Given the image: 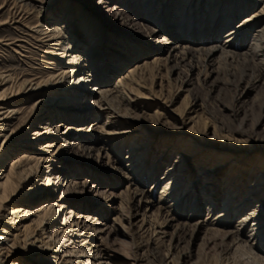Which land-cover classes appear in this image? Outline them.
Returning <instances> with one entry per match:
<instances>
[{
  "label": "rangeland",
  "instance_id": "1",
  "mask_svg": "<svg viewBox=\"0 0 264 264\" xmlns=\"http://www.w3.org/2000/svg\"><path fill=\"white\" fill-rule=\"evenodd\" d=\"M17 1L19 4L27 5L26 9H28L26 14H22L23 19L20 23L14 22L20 20V17L16 18L19 11L12 8V0H5V4L0 10V74L3 77H9L14 88L24 91V88L27 87L26 82H30L32 85L47 80L50 77L51 68H66L68 70V65L65 63L68 62L69 55L70 58L74 54L78 58L80 57L78 65L83 67L87 38L83 37L81 29L75 27L76 23L75 25L70 24L72 27L70 31L68 24L63 21V16L68 15V1L52 0V3H48L46 0ZM120 1V8H125L130 17L133 16L140 20L145 27L147 26L146 28H155L153 24L140 19L146 16L142 7L148 2L141 5L142 0ZM227 1L216 0L215 6L226 2L228 5L231 3L229 6L232 7L235 3L232 0ZM3 2L4 0H0V6ZM74 2L80 6L85 5L86 1L74 0ZM162 2L163 8L166 3ZM242 8L245 12L242 11V14L234 15L232 19L229 16L230 23L223 29L218 28L216 39L219 43L224 42L226 30L235 27L241 18L256 10V6L246 8L243 5L241 10ZM177 10L181 11V6ZM85 11L83 9V12ZM86 12L92 14L91 11ZM169 13V9H164L165 15L158 23L160 25L157 26V29L160 27L163 30L159 40L169 44L175 42L185 44L189 49L187 47L183 53L172 55L171 59L164 61L166 54L159 40L156 43L151 40V37L133 34H128L123 38V29L117 32L105 20L102 35H110L119 40L123 38L121 43L122 48L125 49L122 50L128 49L127 51H130L128 60H122L121 64L112 67L113 73H107L106 77L103 78L99 76L100 74L96 75L97 82L103 83L105 80L108 82L95 85L92 83L85 84L83 80H87L90 73L83 71L82 74L73 75L70 78L71 85H68L67 76L64 87H60L56 91L39 90L32 97L22 93L16 98L18 102L13 108L17 109L23 106V114L4 123L8 126L6 127L7 130L10 129V133L8 131L4 133L8 138L1 145L0 171H6L10 159L22 151L29 152L35 158H49V155L44 152L46 148L43 147L50 137L35 138L32 135L33 128L31 126L34 121H29L28 124L30 125H27L25 124L26 120L40 118L42 123L49 124L50 129L59 126L57 133L60 131V138L52 141L53 147L48 148V153L53 154L51 162L44 164V168L38 169L39 164L32 161L30 164L33 168L31 169L32 173L30 172L31 176L25 181L22 180L18 185L15 193L16 200L5 204L3 208L12 209L15 205L20 208H30L31 205L33 206L30 203H34L33 194L30 193L44 192L46 195L34 205L42 201L46 202L50 205V212L52 213L53 210L56 217L53 223L50 222L46 225L45 222L38 233L43 232L44 236L42 237L45 239L55 229L64 231L63 235L66 236L60 237V243L66 247H71L73 246L72 242H74V247H71L72 250L84 247V244L79 245L81 241L78 235L85 231L92 233L88 230L89 227L102 230L103 233H96L94 240H92L94 243L90 247L91 254L70 255L74 262L77 261L76 259L84 264H245L246 260L250 261L244 254V248L235 252L234 249H231L226 252L224 257L220 253V241L223 237H215L214 233L208 231L214 227H199L193 224L206 220L207 212L204 203L210 198L211 193L210 190L205 189L203 179L200 183L199 180L196 181V184L194 182L197 178L198 169L207 168L206 171H210L212 167L209 166L215 163V160L207 155V152L217 156L218 152L232 154L233 150L238 149L237 151L244 159H249L250 166L257 163L258 157H264L263 138L258 140L253 138L251 143L254 150L249 151L244 147L245 145L236 142L238 137L235 134V131L240 129L244 113L249 125L258 119V106L264 99V89L255 84L256 75L252 69L245 66L242 60L228 61L227 63H219L216 60L215 62H208L202 55L191 52L194 44L206 45L209 40L206 38L201 40V37L196 34L187 36L189 35L186 34L187 30L183 32L186 36L177 38L176 24L170 23L172 16L170 17ZM194 15V17L197 16L195 13ZM95 16L92 15L91 17L92 25L98 27L100 21L97 22L98 18ZM184 25L187 28L189 24L186 22ZM57 29H60L61 34H56ZM98 30L101 31V29ZM240 30L238 31L239 35L231 41L236 49H240V42L244 38L248 40L254 34L253 28L250 27L244 32ZM68 31L70 34L75 33L74 35L80 40L81 45L78 50L71 51V48L68 50V35L64 34L65 32L68 34ZM55 34L58 35L59 41L56 43L49 41L47 36H55ZM188 42L192 43L189 44ZM73 46L72 43L71 47ZM61 53H64L66 57L64 56L59 61L57 59ZM154 58L160 59L154 76L147 77L143 88H135L131 93L124 91L125 97L130 101L129 103L120 101L113 95L104 97L102 92L111 90L117 80L134 63L150 62ZM54 74L58 75V73ZM79 83L84 88H91L92 91L90 95L79 97V102H76L78 105H75L79 108L86 106L90 110L87 111V117H57L56 110L61 111V108L75 103L71 101L75 98L71 93L73 86ZM245 88L246 90H244ZM242 91H245L243 98L241 102H237L235 98ZM99 100H103L102 104L105 103L103 108L108 109L103 111L109 113L107 121L121 122L118 131L126 130L127 126L125 125L134 126L138 130L127 136L123 145H120L119 141L110 140L108 142L112 148L111 153H108L109 157L113 159L110 163L107 161L103 145L99 142L101 130L98 127L105 122V115L104 113L100 114L97 108L86 105L89 101H95L93 103L95 104ZM194 104L195 107H193ZM5 107V105L0 107V113L4 112L5 109L3 108ZM65 112L68 114L67 110ZM44 126L46 125H42V127ZM218 126L223 127L224 131L220 132L217 128L216 131L215 127ZM68 128H70L69 131ZM218 135H226L228 140L225 139V143L228 146L226 148L228 151L219 150L223 141ZM144 137L147 138L150 145L149 151L146 153L148 156L146 159L149 161L146 160L147 163L144 161V166L138 170L136 166L140 162L128 167L134 161V159L129 161L131 149L128 140L133 138V140L140 141L145 140ZM200 140L203 142L202 144H205L199 145L197 142ZM187 143L193 144L198 150L191 155L194 156L193 158L185 159L189 176L184 186L189 187L188 189L192 186L196 187L200 195L196 196L194 202L192 200L194 196L189 195L184 201H182L183 197L179 198L177 203L175 202L176 198H168L159 203L158 197L163 186L160 178L165 173V168L171 166L175 159L167 154L182 150ZM57 144L62 145L63 148L56 150ZM9 150V156L5 158V153ZM138 150L146 152L143 147ZM187 152L188 150H184V154ZM189 153L190 151L187 156H190ZM115 156L119 163L114 160ZM196 157H198V161L195 160ZM203 158H209V161L203 163ZM152 162L154 163L153 167L157 164L159 166L155 174L150 172ZM36 171L37 174L34 175ZM211 174L208 173L207 176ZM215 177L222 178L221 174H215ZM255 177L256 174L249 175L245 171L243 186H238V191L240 192L241 189L243 191L245 187H249L254 182ZM211 178H214V175ZM49 179L51 183L55 184L56 181L60 180L59 184L63 186L48 185L47 180ZM72 182L75 183L74 186L69 185ZM230 187L233 188V185ZM179 194L183 196V194ZM217 194L220 197L211 202V204H215L212 206L214 212L221 210L222 190ZM192 202H196V204L192 205ZM26 203L29 206H25ZM173 204L179 208L176 211L177 219L170 222L171 212H169V208ZM192 207H195L194 212ZM3 208H0V211ZM69 211L73 213L69 214ZM73 214L75 215L73 216ZM85 215L91 216L90 223H83L84 218H79V216L84 217ZM242 215L230 216V221H228L234 225L239 216ZM31 217L25 221V224L30 225L33 229L37 219L34 216ZM69 220L72 222L70 223ZM93 222L94 224L101 223L103 226H94L91 224ZM162 223L168 226L164 227ZM177 223H189L192 224V227L181 229ZM83 225L88 226L87 230ZM55 235L52 234L53 237ZM85 235L88 238L86 241L91 242L89 233ZM4 238L0 236V243L5 241ZM263 240L261 239V241ZM14 252L16 254L8 258L4 264H33L30 256L23 252ZM186 252L189 254V258L185 259L183 255ZM50 256L51 253L44 258L49 260Z\"/></svg>",
  "mask_w": 264,
  "mask_h": 264
},
{
  "label": "bare ground",
  "instance_id": "2",
  "mask_svg": "<svg viewBox=\"0 0 264 264\" xmlns=\"http://www.w3.org/2000/svg\"><path fill=\"white\" fill-rule=\"evenodd\" d=\"M46 1L48 3H52V0ZM66 1H68V15L63 16V21L68 24V28L70 31L72 30L71 25H75L76 23L77 25H75V27H77V29L79 30L81 29L82 34L84 35L83 37L87 38V49L84 59L85 64L83 65V67H80L78 65L80 57L78 58L77 55L74 54V56L70 58L71 56L69 55L68 62L65 63L68 65V70H66V68H51V73L49 74L50 77L47 80L42 82L39 81L32 85L30 82H26L27 87L24 88V91L14 88L12 80H10L9 77H3L2 74H0V107L3 105L6 106L5 108H3L5 109L4 112L0 113V150L1 145L4 144L6 142V139L8 138V136H5L4 133L6 131L10 133V129L7 130L6 127L8 126L6 124L4 125V123L14 119V117H16L17 115L23 114V106L17 109L13 108V106L18 102V100H16L18 96H20L22 93H25L27 94L26 96L32 97L36 94L35 92L46 89L47 91H56L60 89V87H64L67 76L68 85H71L70 78L73 75L82 74L83 71H88L90 73V75L88 76V79L90 77V80H83V83H92L94 85L107 83L108 80L103 81V83L97 82L98 74H100L99 76L102 78L106 77L107 73H113L114 69L112 67L121 64L122 60H128L129 58L128 56L130 51H127L128 49L122 50L125 49L122 48L121 43L122 40H124L123 38H125L124 36H127L128 34L147 36L151 37L152 41L154 40L156 43L158 42L159 36H161L160 33H162L163 30L160 27H158L157 29V26L160 25L158 23H160L163 16L166 14H164V9L170 10V13L168 15H170V17L172 16V20L170 23L176 24L175 28L178 33L176 34L177 38H181L180 36L183 37L184 30H187L186 34H189L187 36L196 34L197 36L201 37V40H203V38L209 40L206 45L194 44L192 46V49L190 50L191 52L202 55L206 60H208V62H215L216 60V62L219 63H227L228 61L235 62L237 60H242L245 66L249 69H252L253 73L256 75L255 84L264 89V0H232L233 3L235 1L232 7L229 6L231 3L228 5V3L226 2H223V4L221 5L219 4L218 6H215L216 0H183L182 2L180 0H142L141 5L146 4V2L148 3L147 5L142 7L146 16L145 18L141 17L140 19H142V21L144 22L153 24L157 30L152 26H150L152 27L151 29L149 27L148 29L146 28L147 26L145 27V25L140 22V20L134 18L133 16L130 17L126 13L125 8H120V0H85V5L82 4L80 6L74 4V0ZM162 1L166 3V6L163 8L161 6ZM3 4H5V0L1 4L0 10L2 9ZM243 5H245L246 8L256 6V10L251 12L248 16L241 18L235 27L226 30V32L224 33V42L219 43L216 39L217 32L219 31L218 28L223 29L224 26L230 23V18L232 19L234 15L242 14V11L245 12L243 8L241 10V7ZM26 6L27 5L19 4V1L17 0H12V8L19 11L16 18L18 19L20 17V20L14 22L20 23L22 21V14H26L28 12ZM180 6L181 11H178L177 9ZM83 9L84 11H91L92 14L86 11L83 12ZM194 13L197 15L196 17H194ZM92 15H96L95 17L98 18L97 22L100 21L98 27L92 25ZM229 16L231 17L228 18ZM105 20H107L109 24H111V26L117 30V32L123 29L124 33L122 35V40L114 38L110 35H102V29L104 27ZM186 22L189 24L187 26L188 29L184 25ZM248 27L253 28L254 34L248 40L244 38L240 42V49L237 48V50L235 47H233L234 45L231 41L239 35L238 31L240 29V31L244 32L246 29H248ZM97 28L101 29V31H99ZM56 32V34H61L60 29H57ZM56 34L55 36H49V34L47 36L49 41L54 43H56V41H59V39L57 38L58 35ZM64 34L68 35V50L70 48L71 51L74 49L78 50L81 42L74 35L75 33L70 34L68 31V34H66V32ZM186 34L184 36H186ZM159 42L161 45H163L162 49L166 54L164 61H168L169 58L171 59L172 55L183 53L188 47L185 44H178L177 42L171 44L166 42L163 43L161 40H159ZM70 43H73L74 46L71 47ZM188 43L190 44L192 42ZM202 45L203 47H201ZM64 56L66 57L64 53L59 54L57 60L61 61ZM159 64L160 59L157 58H154L150 62L143 61L141 63H134V65L117 80L111 90H104L102 94L104 95V97L107 95H113L120 101L123 100L129 103L130 101L125 97L124 91L126 90V92L131 93V91H134L135 88H143L147 77L154 76V73L157 71ZM54 73H58V75H55ZM91 78H93V80H91ZM244 90H246V88ZM72 91L73 92L71 94L75 98H73L71 101H74L75 103H73V105L71 106L61 108V111L56 110L57 113L55 114H57V117H87V111L90 110L86 108V106L81 105L82 107L79 108V106L75 105H78L76 104V102H79V97H84L91 94V88H84V86L79 83L78 85L73 86ZM244 92L245 91H242L235 98L237 102H241ZM94 102L95 101H89L86 103V105H91L95 107V109L97 108L100 111V114L104 113L105 115V122H103V124L98 127V129L101 130L99 142L101 145H103L102 147L104 149L107 161L110 163L113 161V159L109 157L108 153H111L112 148H110V144L108 142L110 140H113L114 142L119 141L120 145H123L127 139V136L134 134L135 130H138L134 126L125 125L127 126L126 130L118 131V127L121 126V122L107 121L109 113L103 112L104 110H108L103 108V106L105 105V103L102 104L103 100H99L95 104H93ZM195 106L196 105L194 104L193 107ZM258 108V119L253 124L249 125L247 116L244 113V119L240 125V129L235 131V134L238 137L236 142L241 145H245L244 147H246L249 151L254 150L251 143L253 138H255V140H258L259 138L264 139V99L263 101H261ZM65 110L68 111V114H66ZM29 121H34L31 126L33 128L32 135H34L35 138L41 136L50 137L47 144H45L43 147L46 148L44 152L45 154L49 155V158H35L29 152L22 151L10 159L6 171H0V208H3L5 207V204L12 203L16 200L15 193L18 185L22 180L25 181L28 177L31 176V169L33 168L32 166H30V164L32 161H35V163L39 164V166L37 167L38 169L44 168V164H48L51 162L53 154L48 153V148L53 147L51 144L52 141L60 138V131L57 133L59 127L58 125L55 126V129L53 127V129H50L49 124L42 123L40 118L26 120L25 124L30 125L28 124ZM42 125L46 126L42 127ZM216 128L220 132L224 131L223 127H215V130ZM67 130L69 131L70 128H68ZM218 136L220 140L223 141L219 146V150L228 151V149H226L228 146L225 143V141L228 140L226 139V135ZM144 139L145 140L142 139L140 141L133 140V138L128 140L130 143L129 147L131 149L129 153L131 156L129 158V161L134 159V161L131 162L128 167L132 164L135 165L136 163L140 162L136 166V169L138 170L144 166V161H149V159H146L148 157L146 153H148L150 145L147 141V138L144 137ZM197 143L199 145L205 144H202L203 142L201 140ZM141 147L145 148L146 152H144L143 150H138ZM62 148V145H56V150H61ZM184 150H188V152L190 151V156H187L188 152L187 154H184ZM196 150H198L196 146H194L193 144L189 145L187 143V145L185 144V147L182 150L178 152H169L170 154H167L169 155V157L175 159L173 160L171 166L165 168V173L162 174L160 178L163 182V186L160 192V196L158 197L159 203L166 201L168 198H176L175 202L177 203L179 198L183 197L182 201H184V199L189 195L194 196L192 198L194 202L196 196L200 195V193H198V191L196 190V187L192 186L190 187V189H188L189 187L187 188L184 186L189 176V169L187 164L185 163V159L193 158L194 156L191 155ZM237 150L238 149L233 150L232 154H226V152H218L217 156L211 152H207V155L215 160V163L209 166L212 167L210 168V171H206L208 170L207 168L198 169L197 178L194 182L196 184V181L199 180L200 183L203 179V185L205 189H207L208 191L210 190L209 192H211L210 198L208 200L204 199L207 216L205 221L203 220L201 221V223L195 222L193 224L199 227H214L212 229H209L208 231L214 233L215 237H223L220 241V253L224 257L226 256V252L231 249H234L233 251L235 252L241 248H244V254L247 255L246 258L250 259L251 261L250 262L249 260H246L245 264H264V244H262L264 243V157H258L256 161L257 163L253 166H250L249 159H244ZM9 153L10 150L5 153V158L9 156ZM208 159L209 158H203V163L204 161H209ZM114 160L119 163V160L116 156L114 157ZM195 160L198 161V157H196ZM226 161L228 162L225 163ZM153 164L154 163L152 162L150 172H153L152 174H155L159 166L157 164L153 167ZM245 171H247L249 175L256 174V177L254 182L249 185V187H245L243 191H241V189L240 193L238 191V186H243L242 182ZM208 173L212 174L207 176ZM35 174H37V171L34 173V175ZM215 174H221L222 178H216ZM212 175H214V178H211ZM59 182L60 180L56 181L55 184L51 183L50 179L47 180L48 185L51 184L53 186L55 185V187H62L63 185L59 184ZM180 183L181 185H179ZM74 184L75 183L72 182L69 185L74 186ZM231 185H233V188L230 187ZM221 190L223 195L220 206L221 210H219L218 212H214L212 206H214L215 204L213 205L211 204V202L215 201L217 197H220L217 192H220ZM53 193H55V191H53ZM179 193L183 194V196H180ZM30 194H33L32 200L34 203L38 202L39 199L43 198L46 195L42 191ZM177 194L179 195L176 196ZM34 203H30L33 204V206L31 205L30 208H20L18 205H15V207L12 209L3 208L2 211H0V236L5 237V241L3 243H0V264H4V262L8 258H11V256L13 257V254H16L14 251H17V253L23 252L25 255L30 256L33 264H84L79 259H76V262L72 261L70 255L76 254L81 256L83 254H91L90 247L91 244L94 243L92 242V240H94V237L96 236L95 234L103 233V231L97 228L91 229L89 227L88 230L92 231V233H90L89 231H85L83 232V234L78 235V238L81 241L79 245L84 244V247L73 250L71 247H74V242H72L73 246L71 247H66L63 243H60V237H65L66 235H63L64 231H61L59 229L51 231L48 238L44 239L42 237L44 236L43 232L38 233V231L41 230L40 228L45 222L46 225L50 222L53 223V220L56 217V213L54 214L53 210L51 213L50 205H48L44 201L35 205ZM194 204H196V202L192 205ZM25 206H29L28 203H26ZM170 206L169 212H171V222L177 219L176 211L179 207L176 208L175 204ZM193 210H195V207H192V211ZM173 212H175V214H173ZM68 213L72 214L73 212L69 211ZM216 213L218 214L216 215ZM236 214L243 215L239 216L235 224L232 225L229 222L230 216H235ZM74 215L75 214H73V216ZM31 216H34L37 219L36 226L33 229L30 225L25 224V221L29 220ZM80 217L81 219L84 218L83 223H90L92 219L89 215H85L84 217L79 216V218ZM69 222L71 223L72 221L69 220ZM91 224H94V222ZM177 224L181 229L192 227V224L189 223ZM162 225L164 227L168 226L164 223H162ZM83 226L87 230L88 226ZM94 226L103 225L101 223H95ZM88 233L91 237V242L86 241L88 238L85 234ZM52 234L56 235L53 237ZM261 239L263 241H261ZM50 253V259L46 260L44 256ZM183 258H189V254L186 252L183 255Z\"/></svg>",
  "mask_w": 264,
  "mask_h": 264
}]
</instances>
